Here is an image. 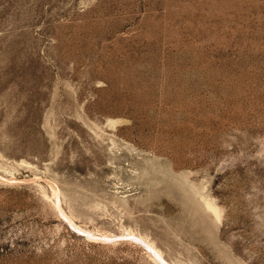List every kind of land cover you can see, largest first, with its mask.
Wrapping results in <instances>:
<instances>
[{
    "label": "rangeland",
    "instance_id": "rangeland-1",
    "mask_svg": "<svg viewBox=\"0 0 264 264\" xmlns=\"http://www.w3.org/2000/svg\"><path fill=\"white\" fill-rule=\"evenodd\" d=\"M151 245L264 264V0H0V264Z\"/></svg>",
    "mask_w": 264,
    "mask_h": 264
},
{
    "label": "bare ground",
    "instance_id": "bare-ground-1",
    "mask_svg": "<svg viewBox=\"0 0 264 264\" xmlns=\"http://www.w3.org/2000/svg\"><path fill=\"white\" fill-rule=\"evenodd\" d=\"M205 202V205H206V207L209 209V210H211L215 215H216V217L219 219L220 218V210L216 207V206H214L210 201H208V200H205L204 201ZM59 203V202H58ZM75 228V227H74ZM150 246V245H149ZM152 246V249H153V253H154V255L156 256V258L158 259V261L161 263V264H165L162 260H161V258H160V256H159V253H157L155 250H157L153 245H151ZM161 255V254H160Z\"/></svg>",
    "mask_w": 264,
    "mask_h": 264
}]
</instances>
